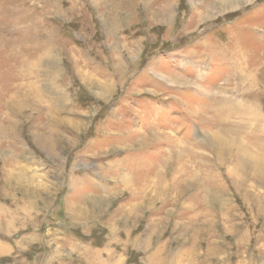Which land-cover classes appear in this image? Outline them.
I'll return each mask as SVG.
<instances>
[{
	"label": "rangeland",
	"instance_id": "1",
	"mask_svg": "<svg viewBox=\"0 0 264 264\" xmlns=\"http://www.w3.org/2000/svg\"><path fill=\"white\" fill-rule=\"evenodd\" d=\"M0 41V202H41L42 223L0 264H264V0H0ZM217 97L254 162L188 161L203 189L155 197Z\"/></svg>",
	"mask_w": 264,
	"mask_h": 264
},
{
	"label": "bare ground",
	"instance_id": "2",
	"mask_svg": "<svg viewBox=\"0 0 264 264\" xmlns=\"http://www.w3.org/2000/svg\"><path fill=\"white\" fill-rule=\"evenodd\" d=\"M14 1V0H13ZM23 1V0H22ZM12 4V3H11ZM11 8V7H10ZM6 14L8 15L7 17L11 16L13 13L15 14V11H11L10 13V9L7 8L6 10ZM18 14V12H17ZM21 16V15H20ZM23 16V15H22ZM6 17V16H5ZM16 18V17H15ZM17 20V18H16ZM26 20V19H25ZM21 21H23L21 19ZM15 23V21H14ZM8 27V26H7ZM1 42V41H0ZM48 45V44H47ZM11 51V50H10ZM21 52V51H20ZM12 53V52H11ZM247 55L246 53L243 54V61L247 62L248 64V60H247ZM261 63H259L257 67V70H259L260 68H262L264 61H261ZM255 67V66H254ZM247 66L246 69L244 71V75L243 77L247 80L250 81V86L255 83L254 81H259L261 80L258 78V76H256V78L253 80V74L251 73V70H247ZM181 82V81H180ZM182 82H187V80H182ZM264 83V81H263ZM257 84V83H256ZM264 85V84H263ZM247 97V98H246ZM250 95L247 93H245V100H249ZM227 100V99H226ZM253 102L255 101L256 103H259V101L257 102V98L254 97ZM252 102V103H253ZM254 102V103H255ZM251 103V104H252ZM253 103V104H254ZM225 104V99L222 97L221 99L219 97L215 98V105L212 108V114H213V118L210 117H206L204 114H200L198 111H194L193 115H195V117H198L203 123H208V121H211V123L216 126V131H213L212 134H204L202 132V138L200 140H197L195 142L192 141V148L191 150H189V147L186 146V142H180L175 148V150L172 152H169L170 155L165 159V163H166V172L161 173L159 172L155 167L152 168V174L153 177L151 178V185L147 184V186L150 185L151 189H155V197H158L159 195H163L165 193V190L171 194H176L175 196L178 198V196H182L184 195L185 192H187L190 189H198V190H202L203 189V181L201 179V182H198L199 178L197 179V177L199 176V174H196L195 172H193V170L190 169H183L181 166L187 165L188 161L189 163H191L193 165H195L196 163V169L197 167H205L206 165H209L213 168L215 167H219L222 166L224 168H227L228 166L226 165L227 163H232L233 161H235L234 165L240 166V167H246L248 168L252 163L255 161L254 165L255 167L258 169L259 172L264 171V155H262L260 152L259 154L257 153L256 156H254V161L251 160V158H249L247 156V153H240V147L234 146L233 144V138H230V135H228L226 132L224 133V131H222L221 129H218V125L221 124L222 120H226L228 117V113L225 111L226 109H229ZM224 105V108H223ZM231 108V107H230ZM225 109V110H224ZM232 109V108H231ZM264 117V116H263ZM263 119V118H261ZM258 124H261L262 121L258 120L257 121ZM156 134L152 135V139L154 140H159L158 136H155ZM164 137V136H163ZM150 138V137H149ZM165 138V137H164ZM170 138V137H169ZM150 139V140H152ZM168 139V138H166ZM143 140V139H142ZM147 140V139H146ZM171 140V139H170ZM263 140V139H261ZM142 142V141H141ZM147 142V141H146ZM150 142V141H148ZM172 142V141H171ZM143 143V142H142ZM190 144V142H188ZM258 143V141H257ZM175 144V143H174ZM244 145V144H243ZM172 146V145H171ZM243 147V146H242ZM245 147V146H244ZM243 147V148H244ZM247 147V146H246ZM258 147V146H257ZM208 150V152L210 153V156L205 155L202 150L203 149ZM242 148V149H243ZM264 148V147H263ZM171 149V148H170ZM236 149V150H235ZM245 150V149H244ZM262 150V149H261ZM264 150V149H263ZM247 151V150H246ZM263 153V151H262ZM244 154V155H243ZM248 155H251L250 153H248ZM174 157V163L170 162V158L172 159ZM250 159V160H249ZM257 161V162H256ZM204 165V166H203ZM226 165V166H225ZM201 168V169H202ZM223 168V169H224ZM250 168V167H249ZM248 168V169H249ZM256 168H254L256 170ZM199 169V168H198ZM207 169H210V167H207ZM228 169V168H227ZM231 170V169H230ZM210 171V170H209ZM212 171V170H211ZM257 171V172H258ZM151 172V171H150ZM258 172V173H259ZM149 173V172H148ZM246 174V173H245ZM248 174V173H247ZM264 175V174H263ZM262 176V175H260ZM245 177V175H244ZM250 178V177H249ZM197 179V181H196ZM260 179V178H259ZM205 180V178H204ZM148 181V180H147ZM206 181V180H205ZM241 181V180H240ZM239 181V182H240ZM262 181V180H261ZM210 182V181H209ZM144 183V182H142ZM237 183V182H236ZM246 183V182H244ZM264 183V182H263ZM209 188L213 189L215 191L214 194V200L215 202L217 201L216 197H217V191H220V186H218V183H213L210 182L209 183ZM142 185V184H141ZM204 185V184H203ZM239 186V185H238ZM198 187V188H197ZM243 187V186H242ZM149 188V187H148ZM246 188V187H245ZM142 189V188H141ZM224 189V188H222ZM213 191V192H214ZM222 192V191H221ZM220 193V192H219ZM221 194V193H220ZM169 195V194H168ZM134 196V194H133ZM198 196V195H197ZM135 197V196H134ZM133 197V198H134ZM169 197V196H168ZM175 197V198H176ZM152 198V197H150ZM200 197L198 196L197 199H199ZM179 199V198H178ZM187 200V199H186ZM180 201V200H179ZM201 201V200H200ZM190 202V201H189Z\"/></svg>",
	"mask_w": 264,
	"mask_h": 264
},
{
	"label": "crops",
	"instance_id": "3",
	"mask_svg": "<svg viewBox=\"0 0 264 264\" xmlns=\"http://www.w3.org/2000/svg\"><path fill=\"white\" fill-rule=\"evenodd\" d=\"M40 204L41 202H27L26 200L22 199H13L11 202H0V232L4 235H0V253L2 251L6 252L8 250V244L2 241L3 237H6L11 233L13 234L15 230L19 229L22 226L26 228L31 226V231L33 230L34 226L35 228L40 229L39 227L42 226V223L39 222L40 218L38 219L37 216V213L40 212L38 211V208L40 210ZM33 217L35 218L33 219ZM19 219H21V223L18 225V221L16 220ZM4 225L6 226V228Z\"/></svg>",
	"mask_w": 264,
	"mask_h": 264
}]
</instances>
